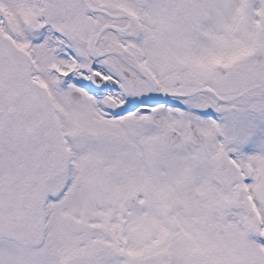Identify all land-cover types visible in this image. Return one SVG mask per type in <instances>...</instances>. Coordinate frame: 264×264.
I'll list each match as a JSON object with an SVG mask.
<instances>
[{"label": "snow or ice", "instance_id": "obj_1", "mask_svg": "<svg viewBox=\"0 0 264 264\" xmlns=\"http://www.w3.org/2000/svg\"><path fill=\"white\" fill-rule=\"evenodd\" d=\"M0 264H264V0H0Z\"/></svg>", "mask_w": 264, "mask_h": 264}]
</instances>
